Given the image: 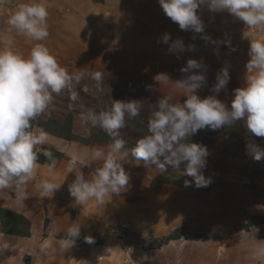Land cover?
<instances>
[{
    "label": "rangeland",
    "instance_id": "374dc122",
    "mask_svg": "<svg viewBox=\"0 0 264 264\" xmlns=\"http://www.w3.org/2000/svg\"><path fill=\"white\" fill-rule=\"evenodd\" d=\"M32 2H0V51L10 50L27 59L36 44H43L70 73H86L72 89L77 94L76 100L71 98L68 90L59 95L54 94L53 103L38 119L62 122L66 115L72 116L75 143L69 146L71 151L66 150L64 154L72 161L75 158L76 163L70 160L63 163L62 177L66 173V176L75 180V176L83 172L90 179L103 163V159L92 160L91 154L102 149L107 155L110 149L105 142L95 143L91 140H103L107 133L99 126L93 127L90 121L82 120L81 116L88 109L97 113L107 110L113 101H140V114L135 118L126 116V126L120 130V138L136 143L149 134L148 120L157 110L159 99L168 97L170 103H182L187 94L179 90L175 82L188 74H195L197 69L193 73H182L180 69L183 66L179 67L175 61H167L163 66L161 61L154 58L155 55L143 59L145 54H152L146 32L140 30L133 35L126 32L135 18L128 11L124 15L113 13L108 1L99 0L97 10L89 0H39L49 13L48 37L43 41H34L19 35L8 20L21 5ZM230 20L227 19L231 24L225 29H221L223 26L216 22L207 30L205 28L202 36L184 47V57L216 60L217 63L234 59L245 62L241 52L248 53L253 41H264V26L248 28L242 21ZM138 22L146 29L144 21ZM136 42L144 47L142 54L134 53ZM204 68L211 75V67L205 66L199 70ZM243 69L246 68L236 69L235 73L238 72L240 77L244 74ZM96 73L102 76L99 82L93 79ZM161 73L166 74L170 81H155L154 77ZM216 77L217 74L206 77L205 85L196 94L201 98L211 93L216 95L211 91ZM231 79L217 96L229 107L233 90L245 84L238 85L233 76ZM34 130L37 134L42 132L39 128ZM50 140L52 137L49 136ZM189 142L207 147L209 154L204 175L212 178L210 185L197 188L192 178L184 175L183 164L179 169L168 166L166 171L161 172L155 165L145 167L143 162L137 166L135 159L129 155L122 161L125 171L130 175L128 188L114 196L121 207L130 204L135 209L144 207L151 211H142L137 220L122 219L119 212L113 213L116 217L104 213L101 216L87 215L85 227H80V232H86L85 237H91L93 242H87L85 237L81 242L85 246L96 247L87 248L86 254L89 252V256L94 258L85 261V264H127L129 262L124 253L143 254L146 250H157L163 246L167 257L164 264H173V261L176 264H264V243L259 244L264 240V227L249 229L261 221L260 217H264V160L255 161L247 153L246 147L248 143L254 142L264 148V137L251 136L244 122L238 121L215 131L207 128L198 130L189 137ZM41 153L44 156L43 149ZM58 158L52 154L49 161ZM56 166L55 169L59 163ZM185 180L190 182L189 186H185ZM154 192L156 194L152 196H157L153 200L148 196ZM172 192L175 197L167 194ZM166 197L173 200L163 202ZM157 204H160V208ZM71 205L66 207L70 215H79L75 205ZM164 209L165 212L160 211ZM18 221V218L0 211V231H24V224ZM47 230L44 228L36 235L38 238L45 237ZM247 231L250 233L243 236ZM63 236L68 234H53L54 238ZM174 239L179 242L169 244ZM0 253L6 251L1 249ZM130 264L141 263L132 260Z\"/></svg>",
    "mask_w": 264,
    "mask_h": 264
},
{
    "label": "clouds",
    "instance_id": "9594fccd",
    "mask_svg": "<svg viewBox=\"0 0 264 264\" xmlns=\"http://www.w3.org/2000/svg\"><path fill=\"white\" fill-rule=\"evenodd\" d=\"M158 3L164 14L183 31H204L197 14L202 6L213 13L227 12L248 28L264 26V0H158ZM48 15L45 4L33 0L21 5L8 23L17 34L43 41L49 35ZM169 40L170 34L162 37L163 43L167 44ZM169 50L183 51V42L174 41ZM248 55L250 60L246 68L252 70V74L246 77L243 87L233 90L230 107L217 99L230 80L227 68H222L217 74L211 89L216 95L204 98L196 93L205 85L206 76L202 73L188 74L175 82L177 88L187 94L183 102L173 104L168 97L160 98L157 110L148 120L149 134L140 138L130 151L124 150L125 140L120 138V130L126 126V116L135 118L140 114V101H113L110 108L99 113L88 109L81 119L90 121L93 127L102 128L113 143L109 145L107 155L102 149L91 154L92 160L103 159V163L90 179L80 172L69 185L68 191L75 204L83 205L90 199L103 204L106 196L119 195L122 189L126 190L130 175L122 161L129 155L137 166L142 161L145 167L155 165L161 172L168 166L179 169L183 164L184 175L191 177L197 188L209 186L212 178L204 175L209 154L207 147L189 142V137L198 130L207 128L215 131L238 121L244 122L251 136L264 137V41L251 42ZM200 68L197 60L189 59L180 71L193 73ZM85 75L83 71L70 73L43 44H36L27 59L10 50L0 51V190L15 187L18 201L23 202L27 198L23 189L38 167L37 146L46 141V134H37L32 122L53 103L54 94L68 90L71 98L76 100L77 94L72 89ZM93 79L99 82L102 76L96 73ZM154 79L160 83L169 77L161 73ZM246 147L255 161L264 160V148L254 142ZM44 156L51 159L52 153L45 150ZM189 183L185 180V186ZM37 187L41 196L47 197L49 194L53 196L61 186L42 181ZM79 235L80 227L68 229L73 242ZM85 239L93 242L91 237Z\"/></svg>",
    "mask_w": 264,
    "mask_h": 264
},
{
    "label": "crops",
    "instance_id": "0c3cea01",
    "mask_svg": "<svg viewBox=\"0 0 264 264\" xmlns=\"http://www.w3.org/2000/svg\"><path fill=\"white\" fill-rule=\"evenodd\" d=\"M89 1H91L94 8H97L98 10V5L100 4L98 3L99 0L96 1L89 0ZM102 1L104 2L108 1L110 3L109 7L110 9H113L111 10L113 13L124 15L125 14L124 12L128 11L129 12L128 14H130L131 17L133 15V18H135V22H133L130 25L129 30H126V32L132 35L135 33L138 34L137 32H140V30L146 32V35L148 36L147 39H149L148 43L150 44L149 46L151 49L150 51L152 52V54L149 53L145 54L143 59H148L155 55L154 58L161 61L163 66L165 65V63H167V61L168 63L175 61V63L179 67L182 66L185 67L186 62L189 59H195L192 57L187 59L186 57H184L183 51L180 50H173V52L176 53V55L174 56L172 52L169 50V48L170 45L176 40H181L183 42L184 47H187L188 45H191L193 44V42H195L194 39H197L199 36H202L203 34L196 33L190 30L189 31L181 30L177 23L171 21V19L164 14L161 6L158 3V0H102ZM197 14L203 22L204 31L205 28L206 30L207 27L210 28L211 25H213V22L221 24L223 26L221 29H225L229 27L231 24V22L229 23L227 19L230 18L231 20H238L232 15L228 14L227 12H217V13L210 12L206 6L200 7L197 10ZM138 20H142L145 22L144 24L146 26V29L143 28V25H141L138 22ZM165 34H170V40L167 44L162 42V37ZM136 43H137L136 45L137 47H135L136 49H134V53L142 54V51L145 50L144 47H140V43L139 44L138 42ZM241 54L245 56L243 57L245 59V62L236 61L234 59L231 61L223 60L220 63H217L216 60L203 61L200 60V58H197L195 60H197L201 64V68L205 66L207 68L208 66L211 67L212 70H211V75H208V73L206 72L207 70L205 68L203 69L204 71L197 69L196 71H194V73L195 74L202 73L206 77L208 76L214 77L216 76V74L220 73L219 71L222 68H227L229 72L230 80H232L231 77L233 76L234 80L238 82V85L245 83L246 77L252 74V70H247L246 68V64L250 60L248 53L241 52ZM243 67H245L246 69H243L244 74L239 77L237 75L238 72L235 73V71L236 69L239 70L240 68ZM211 95L213 94L211 93ZM36 128L37 127L33 129ZM42 132L46 134L45 142H47L48 144L44 143L42 146L40 145L37 146L38 167L34 173L33 178L30 181H28V183L23 189L24 192L26 193L27 198L23 202L18 201L17 198L18 193L15 187H10L0 190V209L7 211L9 213L21 215L29 222V234L26 236L0 232V250L4 249V251H6V253L4 254L0 253V258H1L0 264H85V261L88 260L90 261L91 259L94 258V256H89V252L86 254L87 248L96 247V246L88 247L78 242L79 240H83V238L86 235V232L85 233L83 231H82L83 233L80 232L79 238L75 239L74 242L72 241V238L69 236L54 238L53 234L54 233L59 234L62 232L68 234V229L71 227H77V226L85 227L84 221L87 215L101 216L102 215L101 213H104L105 215H108L110 217L112 215L116 217V214L113 213L119 212L120 218L122 219L137 220L139 219L140 213L142 211L143 213H145V211L149 212L151 210L148 208L146 210L144 207H140L141 209L140 208L135 209L130 204H128V206L126 205L121 207V205L117 203L116 200L117 198L111 194L104 198L103 204H98L94 199H90L86 201L83 205L75 204L74 198L70 196L68 191V187L74 181V179L66 176V173H64V176L62 177L63 171L61 170L64 167L62 165L63 163L68 162L69 160L70 162L73 163V161L64 154L66 150L71 151L69 146L75 143V140L73 139L74 133H72V128H71V138L69 140L55 136L53 134H49L44 131ZM49 136L52 137V140L50 141H49ZM91 140H93V142L95 143L99 141L105 142L107 145L113 143V142L109 143L106 141L98 140V138L96 140L95 139H91ZM126 142L136 145V143H134L133 141L130 142L125 140V143ZM49 146L51 148H49ZM40 149L41 150L43 149L44 151L46 150V151L56 152L60 156L55 161H51V160L49 161V158H45L42 155ZM57 163H59V166L57 169H55L57 167L56 166ZM42 181H48L50 183H53L61 187L54 192L53 196L52 194H49L47 197H42L41 194H39V190L37 187ZM155 194L156 192L150 194L148 197L150 199L153 198L154 200L157 195L156 196H152V195ZM167 194L170 197L173 196L172 195L173 192ZM145 198L146 197H144V200ZM171 200H173V198L166 197V200L164 201L161 200V201L171 202ZM72 203L79 211V215L78 214L70 215V212L66 209L67 206H73L71 205ZM157 205L160 208V204ZM166 210L168 209L166 208ZM160 211L165 212V209ZM170 212L172 211L170 210ZM228 220H229L228 222H230V219ZM223 221L227 222V219H224ZM148 226L149 225H147V227ZM261 227H264V222L263 223L259 222L258 224L251 226L249 229L253 230L255 228H261ZM44 228L48 229L47 230L48 234L45 237L38 238L36 234L39 233L40 231H43ZM50 231L52 235L50 234ZM249 233L250 232L248 231L244 232L243 236ZM177 242H179V240L174 239L169 241V244L177 243ZM260 243H264V240L259 242V244ZM166 246L169 245H165V247ZM163 248L164 246L157 250H150V251L146 250L143 254L127 252L124 253V255L125 254L127 255L126 261L129 262L127 264H130L132 260L133 261L136 260L137 263H141V264H155V263L164 264L163 262L166 261L167 257L166 255H164L166 254V252L163 251ZM173 264H176L175 261H173Z\"/></svg>",
    "mask_w": 264,
    "mask_h": 264
},
{
    "label": "trees",
    "instance_id": "16d2710c",
    "mask_svg": "<svg viewBox=\"0 0 264 264\" xmlns=\"http://www.w3.org/2000/svg\"><path fill=\"white\" fill-rule=\"evenodd\" d=\"M72 121V116L71 115H66V117L64 118V120L61 122V121H58V120H55V119H47L46 121H41L40 119H38V117L36 118V120H34L32 122L33 124V128L34 127H37L39 128L40 130L44 131V132H47L49 134H53L55 136H58V137H61V138H64V139H67L69 140L71 138V123ZM52 127V128H50ZM200 131H203L200 130ZM105 138H103L102 141H106V142H113L112 138L109 137L108 135H104ZM125 150H128L130 151L133 147H135L134 144L132 143H125ZM51 152L54 156L56 157H59L60 155L56 152H53V151H49ZM4 213V215H11L13 216L14 218H18V222L19 224H24V227H25V230L24 231H20V230H16V229H13L11 230V232H7L5 230L3 231H0V232H4V233H9V234H15V235H20V236H26L29 234V222L21 215H17V214H14V213H9L7 211H4V210H0ZM261 221L260 223H263L264 222V217H260ZM254 226V225H253ZM81 241H84V240H80L78 241L79 243L83 244Z\"/></svg>",
    "mask_w": 264,
    "mask_h": 264
},
{
    "label": "water",
    "instance_id": "95a60500",
    "mask_svg": "<svg viewBox=\"0 0 264 264\" xmlns=\"http://www.w3.org/2000/svg\"><path fill=\"white\" fill-rule=\"evenodd\" d=\"M3 1V0H2Z\"/></svg>",
    "mask_w": 264,
    "mask_h": 264
}]
</instances>
